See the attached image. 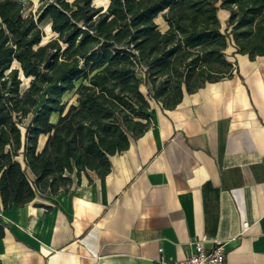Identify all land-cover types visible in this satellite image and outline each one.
Returning <instances> with one entry per match:
<instances>
[{"label": "trees", "instance_id": "trees-1", "mask_svg": "<svg viewBox=\"0 0 264 264\" xmlns=\"http://www.w3.org/2000/svg\"><path fill=\"white\" fill-rule=\"evenodd\" d=\"M38 1L33 13L22 0H0L3 209L56 194L89 171L104 177L110 157L151 124L142 83L164 109L174 108L184 89L232 73L230 39L238 53L264 55V0ZM219 8L230 13L226 30ZM160 14L165 31L156 22ZM45 24L55 33L46 42ZM70 91L71 104L64 100ZM41 134L48 138L38 151ZM4 235L0 219V240Z\"/></svg>", "mask_w": 264, "mask_h": 264}, {"label": "crops", "instance_id": "crops-1", "mask_svg": "<svg viewBox=\"0 0 264 264\" xmlns=\"http://www.w3.org/2000/svg\"><path fill=\"white\" fill-rule=\"evenodd\" d=\"M217 13L226 30L229 10ZM156 22L168 27L161 14ZM225 52L232 73L184 89L174 108L141 84L151 124L110 157L104 177L89 171L1 208L0 264H160L185 258L202 236L226 242L225 264H264V55L238 53L233 39Z\"/></svg>", "mask_w": 264, "mask_h": 264}, {"label": "built area", "instance_id": "built-area-1", "mask_svg": "<svg viewBox=\"0 0 264 264\" xmlns=\"http://www.w3.org/2000/svg\"><path fill=\"white\" fill-rule=\"evenodd\" d=\"M143 72V71H142ZM2 209L0 207V218ZM249 227L248 222L244 223V229ZM207 237L192 240L188 254L183 259L161 257L160 264H225L226 263V242L218 239L213 240L211 246H207Z\"/></svg>", "mask_w": 264, "mask_h": 264}, {"label": "rangeland", "instance_id": "rangeland-1", "mask_svg": "<svg viewBox=\"0 0 264 264\" xmlns=\"http://www.w3.org/2000/svg\"><path fill=\"white\" fill-rule=\"evenodd\" d=\"M25 5H26V12H29V11H32L33 13L36 12L40 2L38 0H22ZM94 3L97 5V6H100V5H104V6H107L109 4V0H94ZM159 23H162L161 21L162 20H159ZM44 32H45V37H44V42L50 40L51 38H53V36L55 35L54 32L51 31V27H50V24H45L44 25ZM28 83V80L24 78V87L27 85ZM64 100L65 101H68L69 103H71L73 100H74V97L72 96L71 92L64 95ZM55 119V117H54ZM29 119L26 120V122L28 121Z\"/></svg>", "mask_w": 264, "mask_h": 264}]
</instances>
